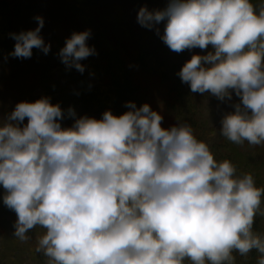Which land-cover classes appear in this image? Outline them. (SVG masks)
I'll return each instance as SVG.
<instances>
[{"label":"clouds","instance_id":"obj_1","mask_svg":"<svg viewBox=\"0 0 264 264\" xmlns=\"http://www.w3.org/2000/svg\"><path fill=\"white\" fill-rule=\"evenodd\" d=\"M35 29L10 33L11 57L51 50ZM138 23L155 29L174 52L193 54L177 75L192 93L231 104L220 134L264 145V0H168L142 6ZM163 22V32L159 25ZM91 29L73 32L58 53L69 68L98 55ZM239 97L233 102V96ZM97 119L87 114L64 126L66 111L50 96L21 101L0 117V186L15 211L13 236L22 242L37 227V253L46 264H264V186L231 159L218 160L192 123L164 127L149 103ZM27 118V122L25 120ZM215 134V133H213Z\"/></svg>","mask_w":264,"mask_h":264},{"label":"rangeland","instance_id":"obj_2","mask_svg":"<svg viewBox=\"0 0 264 264\" xmlns=\"http://www.w3.org/2000/svg\"><path fill=\"white\" fill-rule=\"evenodd\" d=\"M168 0H0V117L11 112L21 101L34 102L50 96L66 111L64 126H71L74 117L67 110L74 108L77 116L85 114L97 119L109 108H99L84 92L110 90L122 94L125 101L137 107L149 103L164 116L166 128L179 119L192 123L198 138L209 142L216 159H231L238 169L252 172L257 186H264V145H237L223 137L221 119L231 104L210 93H192L190 86L177 75L193 54L211 50L185 49L174 52L163 42L155 29L137 21L139 9L164 8ZM37 16L45 20L41 35L51 50L44 54L33 49L30 58L8 55L16 41L10 33L35 29ZM163 32V22L159 25ZM91 29L89 46L98 55L82 60L81 73L69 69L58 55L73 32ZM116 74V75H115ZM239 97L233 96V102ZM125 109H129L126 106ZM27 122V118L25 123ZM215 133V134H213ZM0 186V264H46L47 257L35 251L36 236L44 229L37 227L22 242L13 236L17 219L15 211L3 203ZM256 231L264 233V216L256 217ZM258 254L249 255L246 264H256ZM237 264H245L237 256Z\"/></svg>","mask_w":264,"mask_h":264},{"label":"trees","instance_id":"obj_3","mask_svg":"<svg viewBox=\"0 0 264 264\" xmlns=\"http://www.w3.org/2000/svg\"><path fill=\"white\" fill-rule=\"evenodd\" d=\"M84 94L90 102H94L99 108H109L116 115H121L126 112L124 105L126 101L122 94H112L110 90L99 92L87 90ZM255 254V250L250 253L251 256H254Z\"/></svg>","mask_w":264,"mask_h":264}]
</instances>
